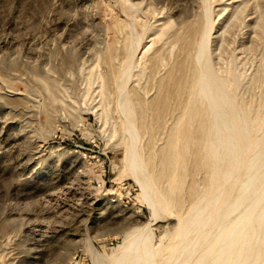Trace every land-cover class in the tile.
I'll return each instance as SVG.
<instances>
[{"label":"rangeland","instance_id":"obj_1","mask_svg":"<svg viewBox=\"0 0 264 264\" xmlns=\"http://www.w3.org/2000/svg\"><path fill=\"white\" fill-rule=\"evenodd\" d=\"M207 84L251 157L198 264H264V0H0V264H117L136 238L165 264L211 187Z\"/></svg>","mask_w":264,"mask_h":264},{"label":"bare ground","instance_id":"obj_2","mask_svg":"<svg viewBox=\"0 0 264 264\" xmlns=\"http://www.w3.org/2000/svg\"><path fill=\"white\" fill-rule=\"evenodd\" d=\"M207 78L209 79V77ZM201 80L200 82H202ZM209 84L204 86L203 95L207 98L209 102L207 106H208V110L211 113L206 114L204 112V114H202V112H199L197 116L199 119L202 120V122L205 121L207 125V131H208L207 133L209 137L208 136L205 137L204 135H202L201 131L199 132V134L195 135L196 141H198L200 144L205 143V148L202 147V149H197L196 151H194V156L197 157L199 156V153L201 151H203L206 148L208 149V151L206 150L205 151L207 152L206 155L209 159L210 166L212 168L211 187H209L210 190H207L208 195H205V197L203 198L202 201H200L199 204H197L196 206L194 205L195 207L193 206L194 208L189 210L188 211L189 213L188 212L186 213L187 216L185 218L184 217L182 218V222H180L181 223L180 225L178 222V227L176 231L174 232V234L169 238L166 244V247L164 248L163 251L160 252V254L158 252L159 257H160L159 260H164L166 258L165 264H188L191 261L190 260L188 262L187 260L188 257L194 258L196 262L195 264H198V262L201 259V256L204 253V250L206 249L208 250L211 247V245H213V242L216 240V238L218 237V234H219L218 231L222 233L223 232L222 230L224 228L226 229L227 227L232 225L235 219H237V218H233L231 212L234 207V204H238L237 203L238 200L236 199L235 196H234L235 199L232 201H229L230 200L229 198H232L233 194L234 195L237 194L238 188L236 187L234 188V185L237 184L236 180H238V177L240 176V172L247 170V168L249 167L248 164H249V158L251 157V155L248 154L244 156L243 153H246L245 150L247 151V148L244 145L243 141L241 140L240 134L234 133L233 135L230 133L232 130L231 126L234 125V124L232 125L234 117H232L231 114H228L226 112L225 113L220 112L219 106L221 102L223 101V94L219 93L220 92L219 88L214 89V87ZM167 98H168V95L159 98V102H158L159 105L156 107L157 109L156 112H158L160 108L166 104L168 100ZM230 109H232V107H230ZM214 144H219L223 146V150H224L223 156H220L222 154H219L212 149V146ZM253 145L255 149L256 148L259 149L261 146H263L261 145L260 142H255V144ZM251 146H252V143H251ZM220 148L221 147H219V149ZM253 155L254 154H252V157ZM253 159L251 158V160ZM223 161H225V166H223L224 168H222L223 171L220 172L221 164ZM250 168L252 171V167ZM137 175L135 176L136 180L139 181L140 183L141 180L139 178V175L138 176ZM245 175H244V180L246 179ZM260 193L262 194V197L264 198V188L259 191V194ZM227 197L229 198L227 199ZM245 202L247 203V201ZM148 204H151L153 214L157 215L156 207H157L158 202L150 200V203ZM140 236L143 237L142 234ZM119 249L120 248H118V251ZM121 249H122L123 254L121 255V257H119L120 259L118 260L119 262H117V264L118 263L119 264H144L147 258L153 257V254H151V249L147 245L145 239L136 238L133 240H128L127 242H125V244L122 246ZM112 260L110 259L108 260V262L107 261L106 262L109 263V261H112Z\"/></svg>","mask_w":264,"mask_h":264}]
</instances>
